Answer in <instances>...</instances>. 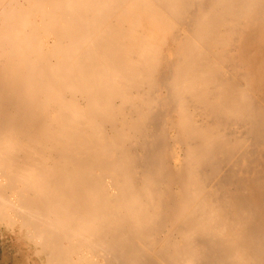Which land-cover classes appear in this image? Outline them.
<instances>
[{
	"label": "bare ground",
	"instance_id": "bare-ground-1",
	"mask_svg": "<svg viewBox=\"0 0 264 264\" xmlns=\"http://www.w3.org/2000/svg\"><path fill=\"white\" fill-rule=\"evenodd\" d=\"M4 238L10 264H264V0H0Z\"/></svg>",
	"mask_w": 264,
	"mask_h": 264
},
{
	"label": "rangeland",
	"instance_id": "rangeland-1",
	"mask_svg": "<svg viewBox=\"0 0 264 264\" xmlns=\"http://www.w3.org/2000/svg\"><path fill=\"white\" fill-rule=\"evenodd\" d=\"M9 240L10 239L6 240V238H4L3 240L0 241V252H1V250L4 252V255H5L7 260H9L8 258H11L12 254H15V257L17 258L16 252H15L14 247L12 245L13 243H10ZM16 258H13V259L16 260ZM17 261H18V258H17ZM9 264H10V262H9Z\"/></svg>",
	"mask_w": 264,
	"mask_h": 264
},
{
	"label": "crops",
	"instance_id": "crops-1",
	"mask_svg": "<svg viewBox=\"0 0 264 264\" xmlns=\"http://www.w3.org/2000/svg\"><path fill=\"white\" fill-rule=\"evenodd\" d=\"M0 253H3L4 254V252L3 251H1ZM1 255V254H0ZM1 261V260H0ZM8 261V260H7ZM2 263H4V264H9V262H6L5 260H3V262Z\"/></svg>",
	"mask_w": 264,
	"mask_h": 264
}]
</instances>
